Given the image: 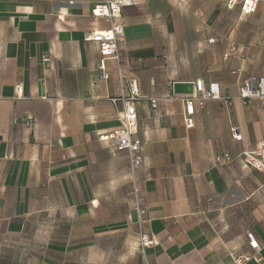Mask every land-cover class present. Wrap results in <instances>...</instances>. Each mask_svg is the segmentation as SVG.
<instances>
[{"label":"crops","instance_id":"obj_1","mask_svg":"<svg viewBox=\"0 0 264 264\" xmlns=\"http://www.w3.org/2000/svg\"><path fill=\"white\" fill-rule=\"evenodd\" d=\"M107 1L0 0V264H234L233 251L253 254L247 233L264 244V175L239 156L264 139V102L238 95L244 79L264 76V2L242 17L229 0H136L102 79L86 35L110 27L92 17ZM199 79L219 83L223 99L197 108L187 128L189 94L175 86ZM132 82L134 174L102 139L120 127ZM225 154L232 162L218 163ZM142 234L158 243L145 253Z\"/></svg>","mask_w":264,"mask_h":264},{"label":"built area","instance_id":"obj_2","mask_svg":"<svg viewBox=\"0 0 264 264\" xmlns=\"http://www.w3.org/2000/svg\"><path fill=\"white\" fill-rule=\"evenodd\" d=\"M136 0H114L107 1L94 7L92 17L95 19H106L110 23L107 29L92 31L86 35L87 41H93L97 44L101 61L99 72L102 79H107L106 61L119 60V42L124 38V26L121 23L122 12L125 7L136 4ZM264 0H229L230 7L239 6L242 17H248L256 13L259 4ZM194 91L192 94L182 97L184 102V121L187 128L195 125L194 116L196 109H204L209 100H222L223 95L221 87L217 82H211L208 85L199 79L193 83ZM17 96L22 97V86L17 87ZM140 97L139 88L136 82L128 85V94L121 97L123 111L119 114L118 119L120 127L102 139L110 142L116 153L127 154L131 171L134 174L136 169L142 164L140 152L142 141L138 136V113L136 103ZM238 97L244 102L259 99L264 102V76H250L243 80L239 89ZM160 99H151L150 104L153 109H158ZM233 137L236 141H242V135L239 127L233 126ZM239 158L242 163L264 175V139L260 141L254 149L244 151ZM218 163L229 164L233 158L230 154L218 157ZM144 213L143 211L141 212ZM249 247L252 250L251 255L233 251L234 264H247L250 261L261 263V254L264 250V244L261 245L253 233H247ZM156 240L146 234H142L139 240V247L145 253L147 249L156 246ZM146 264H150L148 261Z\"/></svg>","mask_w":264,"mask_h":264},{"label":"water","instance_id":"obj_3","mask_svg":"<svg viewBox=\"0 0 264 264\" xmlns=\"http://www.w3.org/2000/svg\"><path fill=\"white\" fill-rule=\"evenodd\" d=\"M181 86H185L188 89L183 90ZM175 93L176 94H192L193 93V83L187 84V85H176L175 86Z\"/></svg>","mask_w":264,"mask_h":264},{"label":"rangeland","instance_id":"obj_4","mask_svg":"<svg viewBox=\"0 0 264 264\" xmlns=\"http://www.w3.org/2000/svg\"><path fill=\"white\" fill-rule=\"evenodd\" d=\"M259 16L260 15H257V17L255 18L256 22L252 23V25H250V29H252L253 31L255 32H261L263 30V26L259 24Z\"/></svg>","mask_w":264,"mask_h":264}]
</instances>
